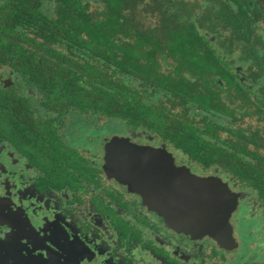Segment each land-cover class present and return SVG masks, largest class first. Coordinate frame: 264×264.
<instances>
[{
    "label": "flooded vegetation",
    "instance_id": "1",
    "mask_svg": "<svg viewBox=\"0 0 264 264\" xmlns=\"http://www.w3.org/2000/svg\"><path fill=\"white\" fill-rule=\"evenodd\" d=\"M136 2L163 10L172 34L185 27L191 52L171 56L189 83L131 121L82 85L80 43L56 33L102 0H0V264H264V0ZM115 138L154 168L227 184V237L176 229L109 175Z\"/></svg>",
    "mask_w": 264,
    "mask_h": 264
},
{
    "label": "trees",
    "instance_id": "2",
    "mask_svg": "<svg viewBox=\"0 0 264 264\" xmlns=\"http://www.w3.org/2000/svg\"><path fill=\"white\" fill-rule=\"evenodd\" d=\"M102 1L104 8L98 10L95 17L82 9L76 20L73 19L71 28L64 23L57 25V36L71 38L73 46L80 43L84 57L75 66L82 70L83 86L97 87L100 106L103 104L102 107H107L118 118L128 112L131 121L138 120L143 113L148 117L153 110L152 104L159 100L158 93L169 99L174 85L189 83L181 71L186 67L185 62L181 59V69H178L181 72H175L171 67V56L178 53L187 58L191 52L190 36L185 27L172 34L166 23L168 19L164 18L165 13L160 8L143 10L144 13L136 0H130L127 12L123 0ZM65 13L69 20V12ZM203 44L201 39L194 43V52H206ZM92 93V89H82L76 94ZM70 100L84 98L72 96ZM89 100L86 97L85 101ZM126 107L129 110L125 111Z\"/></svg>",
    "mask_w": 264,
    "mask_h": 264
},
{
    "label": "water",
    "instance_id": "3",
    "mask_svg": "<svg viewBox=\"0 0 264 264\" xmlns=\"http://www.w3.org/2000/svg\"><path fill=\"white\" fill-rule=\"evenodd\" d=\"M150 155L127 139L115 138L108 147L109 175L142 194L176 229L219 240L227 237L238 206V196L228 185L216 177L198 178L184 169L154 168L159 162Z\"/></svg>",
    "mask_w": 264,
    "mask_h": 264
}]
</instances>
